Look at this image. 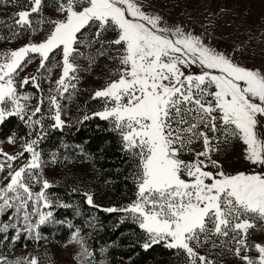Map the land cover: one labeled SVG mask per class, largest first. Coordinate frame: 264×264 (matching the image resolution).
Masks as SVG:
<instances>
[{
	"label": "snow or ice",
	"instance_id": "1",
	"mask_svg": "<svg viewBox=\"0 0 264 264\" xmlns=\"http://www.w3.org/2000/svg\"><path fill=\"white\" fill-rule=\"evenodd\" d=\"M9 2L16 0H0ZM53 5L56 18L45 17L44 8ZM53 5L27 0L14 13L9 31L17 37L47 25L45 38L0 52V124L16 117L29 129L28 137L35 136L20 137L21 150L15 154L0 147V217L7 215L9 221H0V239H8L12 230L13 244L22 236L40 240L42 226L64 223L55 221L54 207L80 214L79 207L53 201L47 191L53 185L43 176L47 165L39 150L46 137L45 100L41 95L31 107L34 97L20 91L30 83L40 93L43 89L38 75L18 81L20 71L38 57L37 73H50L48 65L60 56L55 66L61 75L50 90L56 94L47 97V118L53 121L51 128L63 130L67 124L59 101L77 89V61L86 59L91 68L98 57L108 56L116 67L92 95L102 109L80 122L99 118L120 137L123 151L135 163L136 199L101 210L123 213L121 223L130 219L144 234V250L163 244L183 253L185 264H217L201 253L208 246L231 252L240 264H264V241L252 238L264 231V70L238 63L194 31L169 26L140 0H53ZM96 45L94 53L81 51ZM16 140L15 134L7 138L13 145ZM234 141L242 146L252 171L226 173L215 158ZM22 159L27 162L16 167ZM57 160L54 155L51 163ZM36 184L41 187L34 192ZM72 192L83 195L88 206L100 208L92 193ZM72 241L82 246L81 264H93L94 254L84 246L80 229ZM0 264L40 261L36 256L15 262L0 257Z\"/></svg>",
	"mask_w": 264,
	"mask_h": 264
},
{
	"label": "trees",
	"instance_id": "2",
	"mask_svg": "<svg viewBox=\"0 0 264 264\" xmlns=\"http://www.w3.org/2000/svg\"><path fill=\"white\" fill-rule=\"evenodd\" d=\"M47 3L52 5L53 0H47ZM26 4L27 0H16L15 4L0 3V36L4 37L0 39V43L17 38L26 32L13 37L9 31V26L13 24L14 13ZM207 9L216 18L231 16L238 22L244 21L241 26L247 34L253 35L260 32L264 35V0H208ZM32 89L35 88L32 87ZM78 100L91 101V94L87 97L78 94L74 101ZM82 120L83 117H77L63 130L53 129L50 125L44 128L46 137L39 148L43 160L54 166L89 162L92 172L82 179L76 176L67 177L62 183L52 187V194L58 196L63 203L79 207L80 214L77 216L74 209L58 207L54 212V219L64 223H49L42 226L40 230L46 235L55 238L59 235L62 238L67 237L77 228L80 229L82 235L87 234L85 242L90 252L94 254L92 258L103 257L107 264H184L183 253L178 254L176 250H169L163 244L144 250L141 246L144 241L143 232L130 219L121 223L123 213H107L102 211V208H92L84 202L83 195L72 192L73 188L79 190L77 181L85 184V180H88L91 189L98 196L109 191L129 199L136 197V184L133 178L135 163L123 151L120 137L110 130L107 121L92 118L81 123ZM28 132L29 129L16 117H11L0 125L1 140H6L13 134L17 137L16 141H22L20 137L35 138L34 134L28 137ZM54 155L58 157V160L56 163H51ZM5 218L0 221L5 222ZM87 218H91L97 224V229L90 235L85 224ZM68 223L73 224L74 227L69 228ZM7 235L8 239H0V257L10 262H15L24 256L19 254L16 258H10L7 257L8 255L30 245H42V239L37 241L23 236L13 244L11 238L14 232L10 230ZM64 240L65 238L62 239ZM102 249L107 251L102 252ZM33 256L36 255L33 254ZM36 257L40 264H52L46 250H42ZM94 264L97 263L94 262Z\"/></svg>",
	"mask_w": 264,
	"mask_h": 264
},
{
	"label": "rangeland",
	"instance_id": "3",
	"mask_svg": "<svg viewBox=\"0 0 264 264\" xmlns=\"http://www.w3.org/2000/svg\"><path fill=\"white\" fill-rule=\"evenodd\" d=\"M140 2L143 4L146 11L150 13L158 12L169 26H182L185 30L194 31L195 34L204 37L206 43L216 47L218 50L227 51L232 54L238 63L248 68L264 70V35L260 32H258L259 34L253 35L245 33L244 28L241 26L244 21L238 22L234 17L222 16L216 18V16L211 15L207 9L208 0H140ZM44 15L48 18H56L55 6L45 7ZM47 27L48 26L45 25L44 30L35 33L26 31L23 35L17 38L3 41L0 43V52L17 49L29 42H40L45 38ZM237 30L239 32H237ZM92 31L94 32L95 30L93 29ZM110 36L111 34L109 33L104 38ZM98 47L99 45H96L91 49H81V51L94 53ZM112 54H115L114 51ZM59 61L60 56H56L52 63L48 65V67L52 69L50 73L46 70H41L40 73H37L40 61L38 57H33L30 64L26 62V66L23 71H20V75L17 78L19 81V79L24 76H39L40 86L41 89H43L42 93L38 92L36 88L32 89L33 86L31 83L25 85L20 91L34 97L29 102L31 107H35L37 103L36 98L41 95L43 96L45 100L42 109L45 116L44 126H51L53 123L51 119L47 118L49 114L47 97L56 94L54 91L50 90L56 87L55 81L61 75V68L55 66ZM77 63L81 65L79 80L78 82L74 81L77 83V89L73 95L68 96V94H65V97L61 98L59 101L62 109V119L66 121L67 125L73 123L77 117L81 118L84 115H91L93 112L102 109V102L92 99V95L95 90L101 88L109 80L112 71L116 67V62L109 59L108 56L98 57L91 68H89V61L86 59H80ZM194 71H198V69H194ZM78 94H82L85 97H87L88 94H91V101L78 100L75 102L74 99H76ZM22 143L23 141H16L13 145L9 144L7 139H0V147L10 154L19 152ZM194 147L199 149L200 145H194ZM241 147L242 146L238 142L234 141L231 145L226 146L225 150L215 157L219 159L226 173L235 174L240 171L250 172L253 170L243 159ZM25 156L27 157L28 154H25ZM184 158L191 159V156H185ZM43 161L47 165L43 169V176L53 185V187L62 183L67 177L74 178L73 176H76L78 179H82L83 177L90 175L92 172V166L89 162H77L76 164L67 163L64 166H54L48 164L45 160ZM26 162V159H22L17 163L16 167H19ZM3 175L4 173H0V176ZM3 183L6 184L7 180H4ZM77 184V188H79L80 192L88 191L93 194L94 203L99 205L100 208H119L126 206L136 199V197L133 199L122 197L109 191L98 196L95 194V191L91 189L88 180H85V184H81L80 181H77ZM0 186L3 185L0 184ZM40 187V184H36L33 187V191H39ZM51 189L52 187L47 190L50 198L53 201L59 200L63 203L58 196L51 193ZM57 208L58 207H54L51 209L53 213ZM4 217H6L5 222H9L7 215L0 217V220L4 219ZM85 224L86 228L89 230V235L94 233L97 229V224L95 221H92L91 218H87ZM74 232L75 230L67 237L61 238V236L58 235L55 238L54 236L46 235L41 231L42 245H30L18 250L14 254L8 255L7 257L16 258L19 254L24 256V258L31 257L33 254L38 256L42 250H46L52 264H81L78 257L82 252V246L81 244L72 241ZM80 235L84 239V246L87 247L85 242L87 234L82 235L80 233ZM63 238H65L64 241H62ZM252 238L256 242L264 241V231L254 232ZM200 251L202 254L207 253L211 259L217 261V264H240L238 259L234 257L231 252H221L219 249L210 250V246L200 249ZM251 254L254 255V253ZM92 260L93 264L94 262L97 264H101V262L107 264V261L103 257H95L92 258Z\"/></svg>",
	"mask_w": 264,
	"mask_h": 264
},
{
	"label": "built area",
	"instance_id": "4",
	"mask_svg": "<svg viewBox=\"0 0 264 264\" xmlns=\"http://www.w3.org/2000/svg\"><path fill=\"white\" fill-rule=\"evenodd\" d=\"M56 15H57V12H56Z\"/></svg>",
	"mask_w": 264,
	"mask_h": 264
}]
</instances>
